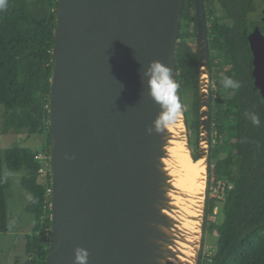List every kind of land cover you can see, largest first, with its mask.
<instances>
[{"label": "water", "instance_id": "95a60500", "mask_svg": "<svg viewBox=\"0 0 264 264\" xmlns=\"http://www.w3.org/2000/svg\"><path fill=\"white\" fill-rule=\"evenodd\" d=\"M58 1L46 264H75L77 247L88 251L87 264H149L144 244L153 228L147 218L157 193L159 132L148 129L161 103L145 73L153 61L175 72L185 0ZM195 4L203 30L205 2ZM250 41L264 97L263 35Z\"/></svg>", "mask_w": 264, "mask_h": 264}, {"label": "trees", "instance_id": "16d2710c", "mask_svg": "<svg viewBox=\"0 0 264 264\" xmlns=\"http://www.w3.org/2000/svg\"><path fill=\"white\" fill-rule=\"evenodd\" d=\"M35 9L30 0H8L0 12V105L4 130L45 134L42 150L50 156L51 78L58 0H44ZM254 0H205L209 59V125L207 189L202 244L197 264H264V97L254 83L246 16ZM175 56V78L194 159L201 139V50L195 0H185ZM224 76L239 82L224 88ZM218 87V91L214 88ZM217 103L220 107H217ZM248 113L259 118L253 124ZM40 151L15 145L0 148V232L9 230L7 196L10 172L25 170L22 187L32 195L27 212L33 215L27 235L28 264H46L52 235V175L40 173ZM212 178H215L214 181ZM222 181L221 198L211 196L212 184ZM219 215L221 220H213ZM218 217V216H217ZM216 235L210 253L205 237Z\"/></svg>", "mask_w": 264, "mask_h": 264}, {"label": "bare ground", "instance_id": "6f19581e", "mask_svg": "<svg viewBox=\"0 0 264 264\" xmlns=\"http://www.w3.org/2000/svg\"><path fill=\"white\" fill-rule=\"evenodd\" d=\"M201 38H204L201 39L204 44L201 45L200 113L208 131L210 74L207 40L205 35ZM171 72L176 81L174 70L171 69ZM158 108L159 117L166 108L162 103ZM207 131L202 133L201 151L197 159L193 158L190 150L183 110L174 124L165 125L164 130L159 132L157 151L153 157L158 169L154 189L157 192L166 186V193L160 196L162 194L157 192L151 197L154 214L147 220L153 228L148 232V240L144 244L149 264L198 262L207 180ZM160 217L165 221H161Z\"/></svg>", "mask_w": 264, "mask_h": 264}, {"label": "rangeland", "instance_id": "374dc122", "mask_svg": "<svg viewBox=\"0 0 264 264\" xmlns=\"http://www.w3.org/2000/svg\"><path fill=\"white\" fill-rule=\"evenodd\" d=\"M30 2L35 9H43L46 6L44 0H30ZM201 39L204 38H200V40ZM179 41L180 40L178 39V42ZM202 44H204V40H201L200 42L201 55L203 53L201 49ZM214 88L216 89V91L219 90L218 87L214 86ZM217 107H220L219 103H217ZM4 112H5L4 106L0 105V148H8L15 145H19L45 153V151L42 150L45 144V134H34L30 136L26 132V130L14 129L10 131H5ZM202 116L203 115L201 114L202 123H201L200 146L202 140V133L204 131H207L206 125L203 124L205 123L203 122L205 120L203 119L204 117ZM207 138L209 139L208 131H207ZM25 174H26L25 170L10 172L7 166L6 165L4 166L5 179L10 182V189L7 196L9 230L6 233L0 232V264H28L30 261L27 255L26 245H27V235L31 234L32 232L33 215L27 212L26 208L32 200V195L29 192H27L21 185L22 177ZM214 179L215 178H212L213 181ZM219 185L221 186L223 185L222 181L217 182V184L215 183L212 184L211 186L212 190L210 193L212 197H219V198L222 197L221 191H223V189L221 190V187H219ZM157 187L158 186L156 185V190ZM165 187L166 186L162 187V189L157 190L158 193L162 194L160 196H163V194L166 193V190L164 189ZM206 189H207V182H206ZM160 196H158V198H160ZM205 198H206V190H205ZM212 219L221 220V217L219 215H215L212 217ZM161 221H165V220L161 218ZM205 241H206L205 251L207 253H210L213 244L216 241V235L213 234L212 231L211 233L209 232L205 237Z\"/></svg>", "mask_w": 264, "mask_h": 264}, {"label": "clouds", "instance_id": "9594fccd", "mask_svg": "<svg viewBox=\"0 0 264 264\" xmlns=\"http://www.w3.org/2000/svg\"><path fill=\"white\" fill-rule=\"evenodd\" d=\"M8 6V0H0V12L7 11ZM204 30H207V26H205ZM200 32V38L202 35H205L207 40L205 32L203 30ZM145 75L148 77V87L151 97L155 101L162 103L166 108V111L154 122L153 128H149L148 131L150 133L153 130L161 132L164 130L165 125L174 124L181 115L182 104L177 95L179 84L173 78L169 67L159 61L151 62ZM221 83L226 89L231 88L235 90L240 86L238 81L228 76H224ZM248 115L253 124L259 125V118L255 114L248 113ZM88 255L86 249L77 247L75 249V264H87Z\"/></svg>", "mask_w": 264, "mask_h": 264}, {"label": "flooded vegetation", "instance_id": "af4514ba", "mask_svg": "<svg viewBox=\"0 0 264 264\" xmlns=\"http://www.w3.org/2000/svg\"><path fill=\"white\" fill-rule=\"evenodd\" d=\"M205 2V0H204ZM254 7L252 9H250L247 13L246 16V28L248 29V43H249V47H250V52L252 55V74L254 72L255 69V65H254V54L251 48V41H250V35L252 33H261L263 35L264 38V0H254L253 2ZM208 8L206 7V3H205V15H206V26L208 24V19L209 17H211V13L208 12ZM199 23V22H198ZM201 31L200 27H199V32ZM206 36H207V30H204ZM254 77V74H253ZM254 83H255V77H254Z\"/></svg>", "mask_w": 264, "mask_h": 264}, {"label": "built area", "instance_id": "2783aa9c", "mask_svg": "<svg viewBox=\"0 0 264 264\" xmlns=\"http://www.w3.org/2000/svg\"><path fill=\"white\" fill-rule=\"evenodd\" d=\"M38 158L43 159L44 161V166L40 169V173L43 175H46L48 172L51 173V166H52V159H51V155L48 156L46 153L44 152H39L37 155ZM219 187H221V185H219ZM53 194V188L52 186L48 189V195L52 196Z\"/></svg>", "mask_w": 264, "mask_h": 264}]
</instances>
